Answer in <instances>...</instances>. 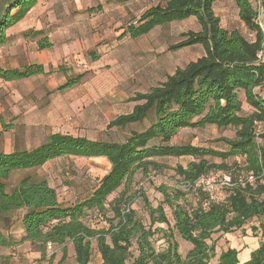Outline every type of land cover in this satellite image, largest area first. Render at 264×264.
I'll use <instances>...</instances> for the list:
<instances>
[{
  "label": "trees",
  "instance_id": "obj_1",
  "mask_svg": "<svg viewBox=\"0 0 264 264\" xmlns=\"http://www.w3.org/2000/svg\"><path fill=\"white\" fill-rule=\"evenodd\" d=\"M162 1L163 5L146 10L131 23L123 37L137 39L156 27L195 18L199 31L186 33V39L175 48L200 45L204 55L177 68L148 92L129 99L133 103L131 111L107 125L108 130H129L122 142L56 132L36 147L1 150L0 246L10 245L5 243L1 229L7 228L17 214L15 221H20L24 232L19 243H26L40 260L47 244H51L61 249L63 257L70 245L76 264H92L94 248L99 264H209L216 256V264H238V252L229 247L216 255L213 236L235 232L244 235L250 230L260 242L243 264H264V62L259 57L264 33L255 22L254 0H234L240 22L254 34L252 41L239 28L221 27L212 9L216 0ZM36 2L6 0L0 7V47L7 42L5 31L23 20ZM261 6L264 15V2ZM38 47L45 49L51 44L43 39ZM40 74H44L41 65L0 69V79L6 82ZM82 79L83 75L67 78L56 90L73 88ZM243 105L251 110L245 111ZM0 125L6 132L8 126L3 120ZM207 127L220 133L233 129L234 136L215 140L224 144L223 149L172 143L184 129L200 131ZM64 158H103L110 168L88 197L67 206L59 202L45 178L26 173L10 186L13 174ZM171 158L192 160L176 167L177 178L172 184L158 188L162 200L157 207L143 195L150 225L146 228L131 209L140 190L126 196L138 171L146 179L152 170L161 168L158 160ZM219 172L229 175L235 184L227 190L223 202H208L203 207L208 201L204 192L180 188L181 184L192 185L201 177ZM248 175L253 181H246ZM107 205L113 212L106 221L108 225L99 229L88 224L105 216ZM165 208L171 211L174 232L191 246L184 258L174 236L154 227L171 225ZM158 233L166 243L161 251L151 241Z\"/></svg>",
  "mask_w": 264,
  "mask_h": 264
},
{
  "label": "rangeland",
  "instance_id": "obj_2",
  "mask_svg": "<svg viewBox=\"0 0 264 264\" xmlns=\"http://www.w3.org/2000/svg\"><path fill=\"white\" fill-rule=\"evenodd\" d=\"M106 1L108 4H116L120 12L113 10L106 17L99 13L102 10L99 1L85 0L84 5H91L92 8H87L88 10L82 14L74 12L71 15L74 20L69 23L67 29L70 39L68 42L71 44L68 49L64 48L66 49L64 58L56 62V65L62 67L61 73L46 74L42 79L10 84L0 92V118L3 116L4 124L8 126L6 132H2L3 129L0 127V151L5 147L8 148V144L11 149L36 147L50 134L56 132L94 140L112 139L122 142L129 130H108L107 125L119 115L131 111L133 103L129 102V99L137 93L148 92L150 88L163 83L177 68H183L189 62L196 61L204 55L200 45L175 48L186 39L184 36L186 33L199 31L195 19L157 27L144 37L137 39L126 37L118 43L115 35L121 30L126 31L131 23H135L146 9L154 4V0ZM5 2L6 0H0V7ZM252 2L255 7V0ZM229 9L230 16H236L233 5ZM110 18L114 19V22H111ZM45 29L50 28H46L44 24L42 31L45 32ZM42 31L34 32L29 42ZM29 42L26 40V46ZM62 45L63 43L60 44ZM15 46L17 51L22 49L21 46L16 44ZM93 56L97 57L96 61L92 60ZM26 63L27 60L22 61L20 65ZM77 75H83V79L75 87L61 93L54 89L59 82ZM222 136L233 137V129L228 128L223 133L215 128L194 132L183 130L172 140V143H191L194 146L223 149L222 142H215ZM191 160L190 158L158 160L161 168L152 170L146 179L140 171L136 173L126 197L140 190V195L135 199L131 209L146 228L150 225L143 195L152 207H157L162 200L158 188L172 184L177 178L176 167L186 166ZM215 161L219 162V160ZM231 161L228 160L229 163ZM236 161H240V158ZM109 168L108 162L101 158L58 159L42 168L13 174L10 186H14L26 173L33 174L37 178H45L56 191L59 202L67 206L88 197ZM113 197L114 195L109 200ZM165 212L171 225L154 227L164 229L174 236L178 243V252L184 258L191 246L174 232L171 211L165 208ZM16 216L17 214L14 215L15 218ZM112 216L113 212L107 205V212L100 218L101 221L97 219L88 224L101 229L108 225L106 221ZM19 231L20 227L15 225L11 233L18 238ZM237 234L238 232L214 235L216 255L229 247L237 251L239 256L242 248L240 249V240L235 239ZM151 241L157 251L166 247L162 233L154 235ZM67 249L66 257L62 256L60 248H55L52 254L45 252L42 260L40 256L27 253L23 247L1 251L0 257L3 261L7 259L6 264H76L71 256V246L69 245ZM132 252L136 255L134 248ZM98 260V253L94 248L92 264H97ZM216 262L217 256L209 264Z\"/></svg>",
  "mask_w": 264,
  "mask_h": 264
},
{
  "label": "crops",
  "instance_id": "obj_3",
  "mask_svg": "<svg viewBox=\"0 0 264 264\" xmlns=\"http://www.w3.org/2000/svg\"><path fill=\"white\" fill-rule=\"evenodd\" d=\"M36 1H37L36 5L28 12V14L25 16L23 20H21L19 23L15 24L14 26L8 28L5 31L7 42L3 46L0 47V69L14 70L24 65H41L44 68V74L32 76V77L22 79V80L10 81V82H6L0 79V92L3 90L4 87L9 86L10 84H15L19 82H28L29 80H35V79H42L44 78L46 74L50 75V74L61 73L60 70H62L61 69L62 67L60 65H56V62L64 58L63 56L64 52L66 51V49H68V46L70 47V44H71V42H68L70 41V39H68V31H67V29H69L68 27L69 23L74 20L73 17H71V15L74 12H78L79 14H82L88 10L87 8H92L91 5L90 6L84 5L85 0H36ZM97 1H99V6H101V9H102L100 10L99 13H101L102 15L106 17H108L109 14H111L110 12H112L113 10L120 12L119 11L120 9L116 4H113V3L108 4L106 0H97ZM260 2L262 3L264 2V0H260ZM159 4L163 5V1L161 2L160 0H154V4L150 5L146 10L154 6H157ZM232 5L235 8L234 12L236 16L233 15L231 17L229 13L230 12L229 8ZM212 9H213L215 16L219 18L220 25L222 28L226 30H232L234 28H239L245 35L248 34V31L246 30V28L244 27V25L240 22L238 18V10L235 7L234 0L233 1L232 0H216L212 6ZM189 19H195V18H188L186 20H189ZM261 19H262L263 30H264L263 11L261 13ZM110 21L114 22V19L110 18ZM117 21L118 19H116V22ZM184 21H181V22H184ZM44 24H46V28H50V29H45V32L42 31ZM156 28H154L153 30H155ZM36 31H42V33L36 36L34 40L29 42V38H31L33 33ZM123 34H124V31L121 30L115 35L118 43L124 40L126 37H128V36L123 37ZM63 36H65L64 37L65 39L63 38ZM43 39H46L48 43L51 44V47L40 49L38 47V42ZM26 40L29 42L27 46H26ZM62 43L63 45L60 46V44ZM15 44L18 46H21L22 49L20 51H17ZM263 47H264V42H263ZM25 60H27V63L21 66L20 64L22 63V61H25ZM261 60L264 62L263 50L261 53ZM65 82L66 80L59 82V84L55 86L54 89H57L59 86L63 85ZM67 90L68 89L63 90L61 92H64ZM58 92L61 93L60 91ZM15 96L17 95L15 94ZM261 96L264 98V88H262L261 90ZM243 108L245 111L251 110L249 107H246L245 105H243ZM3 119L4 118L2 116L0 118V121ZM207 128H213V127H207ZM189 131L190 130L188 129H184V132H189ZM7 146L9 147L8 148L5 147L3 149L5 152H9L11 150L10 144H8ZM94 159H97V158H94ZM11 218H12V221L10 222L9 226L5 229H1V233L5 239V243L10 244V245H7V246L1 245L0 252L6 251V250H14L15 248L19 249L23 247L25 248L27 253L37 255L39 257L40 255L32 251L26 243H19L21 238L24 235L23 228H22L20 221H15L14 216ZM15 225H18L20 227V231H19L20 236L18 238L12 235L11 233ZM239 233L240 232H238L237 236H235V239L240 240V243H241L240 249L242 248L239 251V256H238L239 263L238 264H243L246 261H248L250 257V253L258 248L260 239L259 237L253 236L250 230H246L244 235L239 234ZM71 252H72L71 256L74 260V253H73L72 247H71ZM98 258L99 260L97 264L100 263L99 255H98ZM0 262L2 264H6L7 259L3 261L2 258L0 257Z\"/></svg>",
  "mask_w": 264,
  "mask_h": 264
},
{
  "label": "built area",
  "instance_id": "obj_4",
  "mask_svg": "<svg viewBox=\"0 0 264 264\" xmlns=\"http://www.w3.org/2000/svg\"><path fill=\"white\" fill-rule=\"evenodd\" d=\"M255 10L257 12V17L255 22L258 24L259 28L263 31V23L261 19V13H262V6L260 0H255ZM247 38L249 40L254 39L253 33H248ZM261 57V54L259 55ZM247 182L253 181V176L248 175L246 177ZM237 183L243 184L241 180H238ZM234 183H232L229 175L223 174V173H215L212 174L209 177H201L197 181H195L192 185L189 183L181 184L182 190H187L190 188L194 189H200L202 192H204L207 195L208 201L206 203H203V207H206L208 202H223L227 195V190L231 188ZM54 247L51 244H47L45 252L47 254H52L54 252Z\"/></svg>",
  "mask_w": 264,
  "mask_h": 264
}]
</instances>
